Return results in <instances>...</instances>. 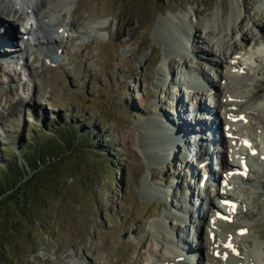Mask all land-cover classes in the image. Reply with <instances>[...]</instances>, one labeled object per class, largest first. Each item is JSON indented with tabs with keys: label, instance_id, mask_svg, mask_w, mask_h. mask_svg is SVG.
Wrapping results in <instances>:
<instances>
[{
	"label": "rangeland",
	"instance_id": "rangeland-1",
	"mask_svg": "<svg viewBox=\"0 0 264 264\" xmlns=\"http://www.w3.org/2000/svg\"><path fill=\"white\" fill-rule=\"evenodd\" d=\"M42 1V17L51 15L45 10L63 8L61 0ZM73 2L70 13L63 9L56 14L68 24L53 37L51 46L59 52L57 62L44 55L46 51L38 46L41 40L37 39L25 52L26 62L21 63V50L14 41L24 17L15 24L5 20L8 31L0 36V160L3 148L8 147L12 154L21 145L36 146L42 135H54L67 124H75L79 134L109 154L106 159L88 154L83 161H74L65 175L67 182L47 200L35 222L19 220L6 239L0 264H149L163 241L158 235L163 233L168 240L171 231L179 246L185 243L203 253L199 263L197 255L190 254L185 264L238 263L214 250L222 241L209 236L208 224L215 212L207 211L205 223L197 218V211L203 214L209 204L205 194L208 188L202 195L197 192L201 174L196 176L198 158L190 153L194 147L190 148L191 143L182 147L179 141V149L171 146L166 157L167 149L149 150L148 136L156 129L152 117L158 113L163 114L162 124L165 116L181 110L178 115L183 125L179 123L178 128L185 137L182 141L191 140L189 136L197 133V122L206 126L203 112H192L193 106L201 101L217 114L211 98H216L218 89L208 83L211 76L215 77V69L205 55L217 57L219 51L208 53L212 44L230 50L234 43H242V30L252 35L264 26V0ZM235 8L242 11L240 21L234 19ZM251 43L253 75L242 89L256 93L242 99L244 109L253 107L243 132L253 139L254 148L257 145L263 151L264 37ZM201 67L207 69L206 74L200 73ZM191 74H196L198 81L189 79ZM216 79L219 81V76ZM187 80L203 87H187ZM217 116L224 119L219 112ZM131 132L134 140L128 138ZM210 133H203V140ZM234 143L228 149H233ZM212 145L215 154L216 143ZM16 157L19 160L18 155H12ZM216 158L212 157L210 170L218 174ZM229 159L239 161L234 154ZM251 164L249 180L244 184L237 179L232 191L245 203L241 202L237 221L249 226L242 239L246 254L252 255L257 249V256L252 255L255 264H264V163L253 159ZM197 199L202 201L199 207ZM215 201L218 205L219 200ZM181 205H196L194 219L189 220ZM159 224L167 232H162ZM224 245L219 247L222 252ZM169 250L164 245L159 254L164 256ZM181 262L177 264H184Z\"/></svg>",
	"mask_w": 264,
	"mask_h": 264
},
{
	"label": "bare ground",
	"instance_id": "bare-ground-1",
	"mask_svg": "<svg viewBox=\"0 0 264 264\" xmlns=\"http://www.w3.org/2000/svg\"><path fill=\"white\" fill-rule=\"evenodd\" d=\"M61 2H62L61 6L63 7L62 9L58 8L57 10H53V11H52V9L45 10L46 12L50 11L51 15H46L45 17L44 16L42 17V14H41V12H42L41 4H43L42 0H3V2L0 3V19H1V22L4 20V23L6 21H8V23H10V24H15L21 17H24L25 21L20 22V25H21L20 27L26 28V33H29L30 38H32L33 41L35 42L34 46L36 45L37 39L41 40L40 43L38 42V46L40 48L44 49V51H46V54H44V55L48 57L49 56L48 54H51L53 52H58L57 49H54L51 46V44L53 42H55V39H53V37L55 36V34H57L58 31L60 33L61 30L65 29L66 26L68 25L67 23H64V22L58 20L57 19L58 16L56 14L61 13V10L63 11V9H64L63 12L69 11V13H70L72 8H73L72 5L74 4L73 0H61ZM242 16H243L242 11L239 8H235L234 19L237 21H240L242 19ZM48 18H50V19L47 20ZM192 30H193V28H192ZM5 31H8V29L4 25L0 24V36H2L1 34L4 35ZM63 31H65V30H63ZM194 33H196L195 30H194L193 34ZM40 37H42V38H40ZM241 37H242V43L239 45H238V43H236V44L234 43V46H232V48L230 50H227V49L222 50L220 48H214L217 45L215 43L212 44L210 47L211 49L208 53L212 52V53L216 54L219 51V56L211 57V55H205L206 62L209 61L208 63L211 64V66H213V68L215 69L214 70L215 71V77L218 78V76H219V81H217V79L214 76H211V79L208 80V82L212 86H216L218 89L217 90L218 93L216 94V98H214L212 100H215V103H216L215 106L217 109V114L219 112V114L222 117H224L223 120L220 119L219 120L220 122L217 123V119H218L217 117L218 116H217V114H215L213 112V109H208L205 106L200 105L199 107H203L205 111L211 113V122L207 121L209 125L206 122V126L204 128H203V126L201 127L200 125H198V122H197V127L194 128L197 130V133L189 136V138H191V140H189V141L183 140L182 141V138L184 137V135H182V132H181L182 130L178 128L179 123H181V121H182L180 119L181 117L178 115L179 112H181L180 109L177 110L175 115H173L171 117H168V116L164 117L166 119V122H164L162 124H166L169 126H164V127L162 126L161 122L164 121L163 120V114L158 113L157 117H152V120L154 121V124H155L154 127H156V129H152L153 134L148 133L149 134L148 141H149V145H150V146H148V148L150 147L149 150L150 151L154 150L155 152L156 151L159 152V150H160V152H161L162 150L164 151L165 149H167L168 151H166L165 152L166 154L163 155V156L166 155V157H167V154L170 151L169 148L171 146H172L171 149H174V150L179 149L178 145H176V144L180 143L179 141L182 142V145H183L182 147H186L188 144L191 143L190 148L194 147L190 151V153L193 154L192 156H198L197 160L200 159L199 164L206 161V164H204V167H202L201 169L197 168L202 172L201 178L205 172L210 171V170H208L209 166H210L209 159H211V157H213L215 155V154H213V152L209 151V149L205 155L204 154H203V156L197 155V153H198L197 151L199 148L198 145L199 144L202 145V143L204 144L207 142L205 145H211V143L212 144L216 143V147H215L216 151L215 152L220 153V156H221V154H222L221 152H223V151H225V153L230 152V150L228 149L229 143H231L232 140L236 138L234 136L237 135L236 139L239 142L242 141V143H240L241 145L239 146V148L235 149L234 152H232V154L233 153L237 154V155L239 154L240 155V157H239L240 161H241L242 157H244V158L248 157L251 159V157L254 156L255 154L257 155V157L256 156L253 157L255 160L260 159L262 161L264 159V150L258 151V152L253 154L252 149H254V146L253 145L250 146L248 144H245L247 139L250 141H251V139L246 138V136L244 135L245 133L242 131L244 129L245 123L247 122L245 118L250 117L251 113L253 111L251 109L253 107H251V106L249 108L244 109L245 105L244 106L242 105V99L243 98L246 99L249 96L251 97L256 93L254 89H250V90L249 89H246V90L242 89L243 83H245L249 79H252L251 76L253 75L251 64L254 60V56L251 53L252 50H250L252 48L251 42L253 40H254V42H257L260 38L264 37V26H261L259 28V30L255 33H253L252 35L249 34L248 31L242 30V36ZM253 45L255 46L256 44H253ZM12 47H13V49H15L16 46L13 45ZM5 48H9V47L5 46ZM13 49H9V50L13 51ZM41 52H42V50H41ZM1 53L2 52H0V54ZM16 63L18 64V62H16ZM19 64H20V62H19ZM169 67H170V65H169ZM221 67H224L225 70L221 69ZM219 68L221 70H219ZM201 72H202V74H206L207 69L205 67H201L200 73ZM165 77H167V76H165ZM189 79H191L192 81H196V80L198 81L196 74L195 75L191 74ZM164 80H166V78H164ZM222 80H223V82H222ZM192 83L189 80H187L186 86L187 87H193V88L196 87V88H199L200 90L203 87L202 84H199L198 85L199 87H198ZM185 111H187V110L185 109ZM176 115L178 117H176ZM201 116H203V115H201ZM166 117H168V118H166ZM237 117H238V119H237ZM202 118H205V117L203 116ZM184 119L187 120V118L183 116V120ZM231 119H236L235 123H231ZM195 121H197V120H195ZM195 121H191L192 124H194ZM203 121L205 122L206 120L205 119L202 120V123H203ZM185 123L186 122L184 121V124ZM175 124H176V126H175ZM242 124H244V125H242ZM171 126H174V128ZM227 126H228V128H227ZM167 127H168V129H167ZM187 128H190V127L188 126ZM210 128L213 129L214 135L211 134L213 132H212V129H210ZM216 129L217 130L221 129L226 134V136H220L221 135L220 133L217 134ZM154 131H155V133H154ZM169 131L171 134L170 137H169ZM207 131L211 132L210 136H206L208 141L205 140L204 142L200 143V140L205 137L203 135V133H207ZM229 132L232 133L233 137L232 138L229 137L230 139L228 138V140H226L227 134ZM238 133H239V135H238ZM128 138H130L131 140L132 139L134 140L135 139L134 132H131L129 134ZM184 139H185V137H184ZM217 142H221V145L218 146ZM225 142L226 143L228 142V144L226 145V148H225ZM179 146H180V144H179ZM173 147H175V148H173ZM201 149L203 150V148H201ZM188 153H189V151H188ZM222 156H223V154H222ZM216 157H217V154H216ZM240 161L235 166H233V168L228 164L229 161L225 157H224V159L221 157L220 161L216 162V165H217L216 168L219 167V170L222 172V176H220L221 175L220 174L219 175L220 177L218 179H219V181H221L222 184H224V186L231 185L232 181L236 178L243 181L244 184L247 182L246 180H248L249 177L246 178L241 172H239L237 174H231L230 170L236 171L237 169H241ZM219 163L221 166H218ZM249 164H250V169H251L250 171L253 172V166H252L253 164L251 165L250 162H249ZM190 175L194 176V171H191ZM240 184H242V183H240ZM198 185H199V193L201 195L203 193V191H205L206 187L201 186V183ZM221 193H222L221 190L217 189L216 195L213 197V196H210V194L208 192V197H209L208 201H209L210 209L213 210L215 213L217 212V209L215 207V202H216L215 200L219 199V201H221L224 199L220 196V195H222ZM240 203H241V201H239V204ZM241 205H242V203L240 204V206ZM180 207L182 209H187V207L184 205H181ZM195 207L196 206L194 205L193 209H190L191 210L190 211V217H189L190 221L192 218L194 219V212L197 211V209H195ZM215 213H214V216H212L213 217L212 220H210V223H212L213 226H215L214 229L211 231H215V229H217L220 233H222L221 239H225V245L223 247V252L227 253L229 255L230 259H233L238 263L255 264V258L252 255L257 256L258 250L255 249L256 251L254 250V253L252 255L251 254L247 255L246 254L247 253L246 248L242 242L243 237H245V233L243 231H246V229L249 228V226L245 225L244 222L237 221L235 218L232 222L227 218L223 219V218L219 217L218 215H216ZM206 214H207V210H204L202 218H204ZM184 216H186V215H184ZM204 221L207 222V220H205V218H204ZM159 228L162 229V232H167V228L164 227V225L159 224ZM160 235L161 234H159L158 236H159L160 240L162 238L163 241H161V243L157 245V251L152 255V260L150 261L149 264H161V262L164 264H177V262L181 259L182 255H183L182 259H184L185 257H187V255H189L190 249L187 248V246H186L187 244L184 245L183 247H181V246H179V244L177 242L175 243L172 231L169 232L168 240H165V236L163 237V233H162V236H160ZM178 237H179V235H178ZM173 244L177 245V247H175V245H173ZM229 244H231L232 247H229ZM164 245H166L167 248L170 250H169V252H165L166 255L162 256L159 254V252H161V247ZM201 246H205V244L204 243L202 244V242H201ZM236 253L238 255H236ZM191 254H193V253H191ZM155 255H158V256H155ZM200 264H203V263L200 262Z\"/></svg>",
	"mask_w": 264,
	"mask_h": 264
},
{
	"label": "trees",
	"instance_id": "trees-1",
	"mask_svg": "<svg viewBox=\"0 0 264 264\" xmlns=\"http://www.w3.org/2000/svg\"><path fill=\"white\" fill-rule=\"evenodd\" d=\"M75 124L60 126L54 135H42L36 146L24 144L12 154L3 148L0 160V253H6V239L18 222H35L39 210L67 182V170L88 154L106 159L109 151L95 147ZM74 126V127H73ZM18 158H12V155ZM103 156V157H101ZM72 170V169H71ZM34 219V221H33ZM20 220V221H19Z\"/></svg>",
	"mask_w": 264,
	"mask_h": 264
},
{
	"label": "snow or ice",
	"instance_id": "snow-or-ice-1",
	"mask_svg": "<svg viewBox=\"0 0 264 264\" xmlns=\"http://www.w3.org/2000/svg\"><path fill=\"white\" fill-rule=\"evenodd\" d=\"M229 247H232V245H231V244H229Z\"/></svg>",
	"mask_w": 264,
	"mask_h": 264
},
{
	"label": "water",
	"instance_id": "water-1",
	"mask_svg": "<svg viewBox=\"0 0 264 264\" xmlns=\"http://www.w3.org/2000/svg\"><path fill=\"white\" fill-rule=\"evenodd\" d=\"M57 58V56L55 57V59Z\"/></svg>",
	"mask_w": 264,
	"mask_h": 264
}]
</instances>
